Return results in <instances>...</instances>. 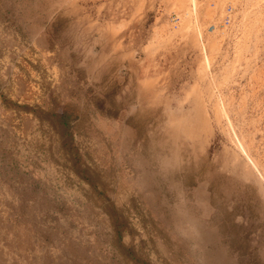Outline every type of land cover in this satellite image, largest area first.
I'll use <instances>...</instances> for the list:
<instances>
[{
  "label": "rangeland",
  "instance_id": "rangeland-1",
  "mask_svg": "<svg viewBox=\"0 0 264 264\" xmlns=\"http://www.w3.org/2000/svg\"><path fill=\"white\" fill-rule=\"evenodd\" d=\"M0 264H264V0H0Z\"/></svg>",
  "mask_w": 264,
  "mask_h": 264
},
{
  "label": "built area",
  "instance_id": "built-area-1",
  "mask_svg": "<svg viewBox=\"0 0 264 264\" xmlns=\"http://www.w3.org/2000/svg\"><path fill=\"white\" fill-rule=\"evenodd\" d=\"M232 15H233V9L232 8H229L227 11H226V15L222 21V25H229L231 22H232Z\"/></svg>",
  "mask_w": 264,
  "mask_h": 264
}]
</instances>
